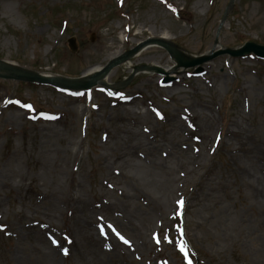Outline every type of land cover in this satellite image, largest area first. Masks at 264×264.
<instances>
[{
  "label": "rangeland",
  "instance_id": "obj_1",
  "mask_svg": "<svg viewBox=\"0 0 264 264\" xmlns=\"http://www.w3.org/2000/svg\"><path fill=\"white\" fill-rule=\"evenodd\" d=\"M126 27L200 57L264 44V0H0V59L78 76L138 43ZM115 69L113 94L91 98L0 78V264H264L263 197L237 172L264 175V59L221 54L164 79ZM127 172L162 178L161 199Z\"/></svg>",
  "mask_w": 264,
  "mask_h": 264
},
{
  "label": "bare ground",
  "instance_id": "obj_2",
  "mask_svg": "<svg viewBox=\"0 0 264 264\" xmlns=\"http://www.w3.org/2000/svg\"><path fill=\"white\" fill-rule=\"evenodd\" d=\"M140 30H141V28H140ZM128 33L129 34H128L127 37L132 36L133 40L134 39H138V43L137 42L136 43L132 42V44H131L132 46L136 47L138 45L139 46L143 45V47H139L135 53H128V59L126 61H124L123 63H121L120 65H118L116 67V69H115V70H117V68L121 66V67H123V69L125 71H127L129 73H136V72L139 73L140 72V70H141V68H140L141 62H139V61L143 60V57H145V55L147 56L149 54V51H152L153 47L156 46V47L164 48L159 43H162V42L172 43L173 39H176L175 37H173V38L170 37L169 34H165V35L153 34V36L151 37V35H148V34L145 35L144 34L145 33L144 30L139 31V32H134V33H133V30H129ZM140 36L142 38H140ZM124 41H127V40L124 39ZM116 48H117V46H115V45H112L110 47L111 51H114V52L110 53L105 58L106 61H108V60L112 61V60H114V59L119 57V54L121 52L117 51ZM213 49H214V47L210 49L211 50L210 54L214 53ZM180 51H182V53H184V55L187 58H189V59L197 57L193 53L188 52L186 50L180 49ZM210 54H209V52H207L203 56H208ZM167 55H169V57H167ZM216 56L217 55H214L213 58H215ZM162 57L163 58H160L159 60H156V63L153 62V61H155L154 58H153V60H152V57L148 58V62L149 63L145 64L147 67H144L143 71L144 72H151L152 73V78H153V76L155 78L158 76V79L160 77H164V76H167V77L173 76V77H175V76H177V75H175V73H177V72L181 73L179 70H180V68H182V66L178 63L177 59L173 55H170L167 52V54H162ZM104 65L105 64H103V63H99V64L92 65L89 68H87L86 70H84L83 73H82L83 78H81L82 81L83 80H87L88 78L89 79L97 78L98 79V84L95 85V86H97V87L102 86L101 88H105L106 91H111L113 89H116V87L114 85H111V83H110L111 82V74H112V72L107 73V68L104 69ZM20 68L24 69L25 67L22 66L19 63H14V62H12L10 60L0 59V73H3V72L4 73H7V72L10 73V72H12V73L16 74V72L18 70H20ZM186 73H188V71ZM37 74L42 75V76H48V77L55 76L53 74V72L50 73V72L40 71ZM178 83H179V81L176 80V84H178ZM78 84L79 85L72 87V89H73L72 91H79L82 88H84L83 87L84 83H78ZM176 84L174 82L170 83L169 86L167 87V89L168 88L174 89ZM90 92H91V89H90ZM170 93H173V92L170 91ZM234 127H235V130L232 128V125H231V127L228 128V132L227 133L238 136L240 134V132H241V127H240V125L237 122H234ZM241 133H243V132H241ZM164 144H165V141H164ZM137 146H140L141 148H145L146 151L153 152V151H156L157 148L161 146V144L159 142H157V143H154V142L153 143H149L146 140L143 143L138 144ZM250 147L251 146H249V148H245V147H242V148L244 150H246L247 153L250 154L252 152ZM232 152H234V153L232 154L233 156H231V157H233V159H234V158L237 157L236 156V152L235 151H232ZM121 155L122 154L118 155L117 160H121L120 163H122V164H128L129 163L128 160L127 159L124 160L125 159L124 156H121ZM154 163H155L154 165H159L160 169H164V167H163L164 166V162L163 161L156 160V161H154ZM239 167L240 168L237 170V172L239 171V175H240L241 179H244L246 181V183L249 184L251 187L253 186V184H252V180H253L255 182L254 185L258 186V188H259L258 190L261 191L260 195H261V197H263V199H261V200H262V202H264V175L261 174L260 172H258V170H256V169L253 171L247 165H240ZM256 168H257V165H256ZM127 173L129 174L128 178L130 179V181L134 184V186L136 188H138V186H141V185H144L146 187H147V185H149L148 183H146V182L144 183L141 180L137 179V175H134V172H127ZM149 178H152V173H151ZM162 181H163L162 178H161V180L159 178L157 181L151 180V186L152 187L149 185L146 188V190H147V192H148V194L150 196H152V193H153L155 196H158L159 199H161L160 198V193H159L160 191L155 192V188H157L156 187L157 185H158V188H160V186H162ZM241 182L244 183L243 181H241ZM148 190H150L151 193ZM256 195H257L258 201H259L260 200V195L258 193H256ZM155 196L152 198V202L157 203L158 200H157V198H155Z\"/></svg>",
  "mask_w": 264,
  "mask_h": 264
},
{
  "label": "water",
  "instance_id": "obj_3",
  "mask_svg": "<svg viewBox=\"0 0 264 264\" xmlns=\"http://www.w3.org/2000/svg\"><path fill=\"white\" fill-rule=\"evenodd\" d=\"M74 40H75V39H74ZM74 40H72V44H71V46H72V48H73L74 50H76V49H77V46L75 45ZM249 50H250V47L246 48L245 50H243V51H241V52H234V51H231V53L235 55V54H239V53H244V52L249 51ZM130 53H132V52H130ZM127 56H128V54H127L126 56H124L123 58H121V59H119V60H116V61L112 62V63L108 66L107 71H108L113 65L119 63L121 60H124ZM176 56L178 57L179 61H180L181 63L185 64V65L195 64L194 62H193V63H188V62L184 61V60L182 59V56L179 55V54H177V53H176ZM200 61H202V60H200ZM196 63H197V61H196ZM20 77H24V78L29 79V80H38V81H42V82H51V83L59 84V85H61V86L68 87V88H72V87H74V86H77V85H79L78 83H84V84H83V87H90V86H92V85L95 83V81H91V79H87V80H83V81H82V79H81V80H79V82H77V81H71V80H67V79H46V78H42V77H40V76L37 75V74H33V73H30V72H27V73H26V72H25V73H21V74H20ZM81 85H82V84H81Z\"/></svg>",
  "mask_w": 264,
  "mask_h": 264
},
{
  "label": "snow or ice",
  "instance_id": "obj_4",
  "mask_svg": "<svg viewBox=\"0 0 264 264\" xmlns=\"http://www.w3.org/2000/svg\"><path fill=\"white\" fill-rule=\"evenodd\" d=\"M28 107H30V106H28ZM182 203V202H181ZM121 239H123V237H121ZM125 243H127V241H125ZM65 251H67V250H65Z\"/></svg>",
  "mask_w": 264,
  "mask_h": 264
}]
</instances>
